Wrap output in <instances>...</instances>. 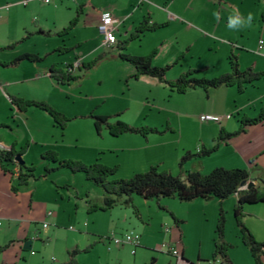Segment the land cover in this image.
Masks as SVG:
<instances>
[{"label": "rangeland", "instance_id": "374dc122", "mask_svg": "<svg viewBox=\"0 0 264 264\" xmlns=\"http://www.w3.org/2000/svg\"><path fill=\"white\" fill-rule=\"evenodd\" d=\"M5 3L11 4L13 0H0V5ZM165 3L179 19L146 34L141 41L131 42L127 50L121 51L122 55L148 52L155 47L158 51L152 65L163 67L182 54L165 72L167 80L176 79L188 69L196 70L194 76L198 78L209 79L228 71L226 58L233 47L241 70L254 65L257 71H264V51L257 50V41L264 40V21L258 13L264 0H166ZM42 6L40 3L17 6L7 20H1L0 13V55L9 54L2 48L7 41L15 43L12 48L16 51H42L43 47L53 45L48 40L57 41L55 35L45 38L29 34L26 27L29 22L41 23L50 15ZM200 9L204 10L198 20L194 12ZM89 33L78 27L67 40L69 43L75 37H91L80 49L82 59L95 47L94 36ZM63 54L73 56V50ZM98 55L89 69H75L73 74L77 78L68 84L50 87L47 80L41 79L23 86L16 83L12 88H24L29 99L45 101L66 115L69 120L63 130L54 126L46 112L34 107L20 112L0 95V150H8L14 144L24 165L33 168V177L26 185L17 184L16 165H4L5 173L0 169V264H65L73 250H77L74 260L78 264H149L152 258L155 264H175L176 256L167 254L161 248L163 243L173 247L177 258L182 251L183 257L193 264H220L213 259L214 231L220 214L224 218L223 240L229 245L228 259H247L254 264L235 223L234 196L181 202L172 197L157 200L136 194L109 195L82 172L73 173L42 158L47 151H54L60 159L115 167V174L108 180L127 179L148 171L151 166L182 180L188 171L208 174L216 167L241 168L257 181L258 189L264 190L260 182L264 179V121L247 127L226 143H219L215 153L190 159L179 167L184 153L196 152L201 139L211 136L214 140L218 135V123H214L217 129H209L203 125L208 123L202 124L199 119L206 93L201 89L184 94L170 92L150 78H132L133 67L119 58L117 51L112 53L104 48ZM21 64L28 65L25 61ZM16 73L9 71V79L14 80ZM221 90L229 106L227 114L232 116L225 123L228 133L237 130L243 115H258L264 102V78L245 85L241 93L236 87ZM97 117H105L109 123L120 121L141 129L144 134L128 132L113 137L104 125H100L97 133L94 127ZM150 159L155 161L151 166ZM12 185L16 191L11 189ZM105 198L113 200L111 208L88 212L90 206L103 207ZM254 208L264 209V205H244L242 221L244 225L251 221L249 225L264 239L260 229L264 228V220L256 218H263L264 211L253 215L247 212ZM48 212L56 215L57 224L44 228ZM171 214L181 221L179 226H175ZM166 227L170 228L169 233L164 232ZM33 233L38 236L35 241L31 238ZM130 233L139 235V248L117 245L111 240Z\"/></svg>", "mask_w": 264, "mask_h": 264}, {"label": "trees", "instance_id": "16d2710c", "mask_svg": "<svg viewBox=\"0 0 264 264\" xmlns=\"http://www.w3.org/2000/svg\"><path fill=\"white\" fill-rule=\"evenodd\" d=\"M264 18V14H263ZM78 23V17L72 19L69 24L61 30V34L65 35L72 30ZM163 24L149 22L148 18L143 19L133 30L131 36L123 43L120 49H124V45L134 39H139L144 33L155 31L163 27ZM119 57L128 62L134 69L132 78L138 79L140 77H148L156 80L160 84L166 86L170 92L177 94H184L187 91L202 89L207 91L209 89H216L218 87H236L238 92H242L245 85L255 83L264 78V71H256L253 67H247L240 70L237 55L230 52L227 60L230 71L226 74L214 77L211 79L198 78L194 76L195 70L188 69L180 74L174 80H167L165 72L171 67H156L151 63L152 54L145 57H137L130 55H119ZM20 60L29 62H38L40 59L36 55L23 54L20 58L14 60L12 64ZM96 60L88 63H81V67L89 69L95 64ZM9 65V64H8ZM72 66L65 68L51 67L49 70L50 78L58 85L68 84L70 81L75 80L77 77L72 75L68 69ZM1 90V89H0ZM2 91V90H1ZM8 100L20 112H25L29 108L34 107L46 112L52 119L55 127L63 130L68 122V118L63 113L59 112L56 108L46 103L45 101H37L25 97H11ZM264 121V102L260 108L257 116L249 117L243 115L242 119L238 122V128L233 133H228L220 128L217 137L213 140V145L209 148L202 146L198 151L186 152L180 160L179 167L190 159H200L215 153L219 148V143H226L232 136L244 133L247 127L261 124ZM100 125H104L109 134L117 137L123 133H141V129L133 128L120 121L115 123L107 122L105 117L95 118L94 127L97 133L100 131ZM153 132L154 130H149ZM21 153L15 150L14 144L8 150H0V169L3 173L6 172L4 165H16V179L18 185H26L29 178L33 177L32 167H27L18 164L15 161L16 157H20ZM42 158L55 162L58 167L69 169L73 173L82 172L87 180L92 181L95 185L100 186L109 195H129L136 194L144 199H160L165 197L176 198L181 202H189L195 199H219L223 200L232 195H236V204L233 207V214L236 226L241 234L242 244L249 250L254 264H263L262 257L264 256V243L258 242L251 232L244 225L242 218V207L244 205L263 204L264 205V190L258 189V186H251L245 190H239L241 183L251 181L250 173L246 169L232 168L226 169L216 167L208 174H202L198 171H188L185 174V179L182 180L179 176H173L166 171L158 172L155 167H151L148 171L136 174L127 179H113L108 180V177L115 174V167H109L105 164L95 162L93 164H83L78 161H71L67 159H60L56 152L47 151ZM253 159L249 161L251 163ZM49 169H47V172ZM264 184V179H260ZM11 189L16 191L12 185ZM104 206L101 208L90 206L88 212L97 209L106 210L111 208L113 200L105 198L103 200ZM171 217L175 226H179L181 221L176 219L172 214ZM215 238L213 241L214 253L213 259L218 260L220 264H231L227 257L229 245L224 242V218L220 214L215 227ZM5 245L4 247H6ZM77 250L69 253V259L65 264H78L74 260V254ZM180 260H184L180 255ZM185 261V260H184ZM149 264H155V259L152 258Z\"/></svg>", "mask_w": 264, "mask_h": 264}, {"label": "crops", "instance_id": "0c3cea01", "mask_svg": "<svg viewBox=\"0 0 264 264\" xmlns=\"http://www.w3.org/2000/svg\"><path fill=\"white\" fill-rule=\"evenodd\" d=\"M8 1V0H6ZM23 1H26L27 3L24 5ZM166 0H54L52 3L49 4H44L43 2L38 0H13V3H5L4 5H0V7H3L1 10V16L3 14V19H8L10 12L15 9L17 6H22V7H27L29 4L35 5L36 3H40L44 6L46 11L50 13L49 17L46 16L44 22H39L35 23L33 21L29 22L26 27L29 28V34L30 35H38L40 37L45 36V38H49L52 35H55L57 37L56 40H48L50 42H53V45L49 44L46 47H43L42 51L38 50H21V51H16L15 48H12V46L15 43H10L7 41L4 47L6 48L9 54L7 55H0V82L3 85V90H0V95L2 98L5 100L11 97H25L28 98V95H26V91H23L24 88H20V90L12 89L14 85L20 84L23 86L25 83H35L36 81H40L41 79H45L48 82V85L50 87H53L56 83L50 78L49 76V70L51 67L55 66L56 68H65L66 66H73L76 63H88L86 59H92L97 60V57L99 56L100 52L104 50L105 47L102 46L101 43V35L99 34L98 31V23H99V14L103 10H109L113 16L114 23H115V36L117 39V43L113 48H108L112 53H115L117 51L118 57L121 53V51L127 50L128 46L131 44V42L135 41H141V39L148 33H154L159 29L167 27L170 23L177 21L179 17L172 12L169 11L170 7L166 6L165 4ZM213 1V0H212ZM144 3V7L140 6ZM42 6V7H43ZM166 6V7H164ZM142 7V8H141ZM220 9V6L218 7ZM204 9H200L197 12H194L196 19H202L201 18V12ZM206 12V11H205ZM209 14L212 13V10L207 11ZM258 13L260 14V19L261 21H264L263 14H264V7L261 8ZM75 17H78V23L75 25V27L72 28L74 30L75 28L77 29L78 27H82L83 29L89 30L91 33H89L90 36H94V40L92 42L95 43V47L91 51H87L84 59L80 57V49L81 47L89 42L91 40V37H80V38H74L73 41L67 43V40L69 38V34L71 31H69L67 34L63 35L61 34V30L65 28L69 22L74 19ZM160 17L162 19H160ZM145 18H148L149 22H154L157 24H163L164 26L161 28L156 29L155 31L152 32H146L144 33L139 39H134L128 42L126 45H124V49H120V47L123 45L125 41L128 40V38L131 36L133 30L136 28V26ZM81 29V28H80ZM66 37V38H65ZM70 50H73V56L70 54H63L66 53ZM186 50H188L186 48ZM158 49L157 48H152L150 51L143 53H128L127 55L130 56H137V57H145L150 54H152L151 57V63L155 55L157 54ZM230 52H234V48L230 47L229 53L227 55V58L230 54ZM1 54V53H0ZM23 54H31V55H36L39 57L38 62H29L26 60H20L15 64L11 63L20 58ZM69 55V56H67ZM238 63H239V57L238 54ZM96 56V57H95ZM182 54L176 58L174 61L175 64L179 61V59L182 58ZM120 58V57H119ZM226 58V60H227ZM22 61H25L28 63L26 64H21ZM9 64V65H8ZM166 65V66H172ZM228 64V60H227ZM32 65V66H30ZM163 66V67H166ZM29 67V68H28ZM157 67V66H156ZM248 67H253L254 70L256 68L254 65H250ZM240 68V64H239ZM21 69V70H19ZM77 68H69L68 71L73 74V71ZM134 70V69H133ZM194 70V69H192ZM241 70V69H240ZM9 71H17L15 74L14 80L9 79ZM19 71H22L18 73ZM196 71V70H195ZM230 71V67L228 64V71H225L221 73L220 75L226 74ZM257 71V70H256ZM261 71V70H260ZM31 72V75H28ZM133 73L131 74V77ZM218 75V76H220ZM18 76V78H16ZM76 76V75H75ZM216 76V77H218ZM16 78V79H15ZM148 78V77H146ZM214 78V77H213ZM151 79V78H150ZM211 79V78H209ZM155 83H159L156 80L152 79ZM160 84V83H159ZM56 86H59L56 84ZM222 87H218L216 89H209L207 90L206 93V98L204 99V102L202 103V108L200 107V115L204 114H214V115H226L229 109V106L227 104V101L224 98V95L222 94ZM234 87V86H231ZM225 88H230V87H225ZM10 89V91H9ZM196 90V89H195ZM195 90H190V91H195ZM202 90V89H201ZM241 93V92H239ZM261 103V102H260ZM251 117V116H249ZM231 119V118H230ZM229 119H223L218 125L214 124L215 122H206L208 124H202L206 125L207 128L209 129H217V126L220 130V128L224 129L226 127L225 123ZM217 125V126H216ZM225 130V129H224ZM226 131V130H225ZM219 132V131H218ZM227 132V131H226ZM210 138H213L210 136ZM201 139V145H198V148L196 151H198L202 146L208 148L213 145V140L211 139ZM209 140V141H208ZM230 140V139H229ZM210 145V146H209ZM147 146V145H146ZM144 146V147H146ZM200 146V147H199ZM189 152V151H188ZM205 158V157H204ZM255 159V158H254ZM146 160V158L144 159ZM143 160V161H144ZM250 161V160H249ZM107 161H104L106 163ZM155 161L150 159L148 161L149 166H151ZM146 164V163H145ZM145 166V165H143ZM155 166V165H154ZM152 167V166H151ZM183 167V166H182ZM130 176V175H129ZM128 176V177H129ZM250 182L253 183V187L258 186L257 181L255 179H252ZM236 198V195H232ZM257 207V206H256ZM257 211H264L262 208H254L248 209L247 212L249 214H254V212L257 213ZM263 216V215H262ZM258 221L264 220L263 218H260L256 216ZM251 221H246L245 225L248 227V230L251 232V234L258 240L259 242L264 243V239H260L259 236L257 235L256 231L253 229L252 225H249ZM264 222V221H263ZM47 227L49 228V225L51 224H57V217L56 215L52 214L51 216L48 217L47 219ZM252 224L255 226L254 222ZM260 229L264 232V228L260 226ZM31 235V234H30ZM35 234L33 233V236L31 238L33 239ZM35 241V240H33ZM238 245V243H237ZM141 245L135 247L139 248ZM134 248V249H135ZM135 254V250H133ZM167 253V252H166ZM169 254V253H167ZM171 254V253H170ZM180 255L183 256V252L181 251ZM245 255V254H244ZM251 256V255H250ZM184 258V257H183ZM252 258V257H251ZM264 256L262 257V262H263ZM185 260V261H184ZM184 260H180L177 257H175V264H193L189 261H187L185 258ZM180 261V262H179ZM231 264H249L248 260H235L230 258ZM264 264V263H263Z\"/></svg>", "mask_w": 264, "mask_h": 264}, {"label": "built area", "instance_id": "2783aa9c", "mask_svg": "<svg viewBox=\"0 0 264 264\" xmlns=\"http://www.w3.org/2000/svg\"><path fill=\"white\" fill-rule=\"evenodd\" d=\"M41 2H43L44 4H49L52 3L54 0H40ZM76 1V0H73ZM27 2L23 1V4L25 5ZM3 7H0V12L2 10ZM115 23H114V19L113 16L111 14V12L109 10H103L100 12L99 14V23H98V31L99 34L101 35V43L102 46L105 48H113L116 43H117V39L115 36ZM257 50L258 51H264V40L259 39L257 41ZM80 66V63H76L74 64L72 67L73 68H78ZM0 89L3 90V85L0 82ZM231 118V114H226V115H214V114H204L201 115L199 117L200 121L202 122H215V123H220L223 119H230ZM51 212L47 213V216H51ZM47 223L44 222L43 227L46 228L47 227ZM164 232L169 233L170 232V228L166 227L164 229ZM37 235L34 236V238L32 240H36L37 239ZM111 240L117 244V245H124V244H128L131 245L133 248L139 246L140 244V237L137 234L134 233H130V234H126L125 236H123L122 238L118 239V238H111ZM161 248L165 249L166 252L174 254L177 257L176 252H174L173 247H171V245L169 243H163L161 245ZM163 249V250H164ZM132 253H134V251H132Z\"/></svg>", "mask_w": 264, "mask_h": 264}, {"label": "water", "instance_id": "95a60500", "mask_svg": "<svg viewBox=\"0 0 264 264\" xmlns=\"http://www.w3.org/2000/svg\"><path fill=\"white\" fill-rule=\"evenodd\" d=\"M15 161L18 162V164H22V162H23L20 157H16ZM251 186H253L252 182L241 183V185H240V187H246V189L250 188Z\"/></svg>", "mask_w": 264, "mask_h": 264}, {"label": "clouds", "instance_id": "9594fccd", "mask_svg": "<svg viewBox=\"0 0 264 264\" xmlns=\"http://www.w3.org/2000/svg\"><path fill=\"white\" fill-rule=\"evenodd\" d=\"M81 65V64H80ZM77 69H79V67L77 68ZM200 117V116H199ZM232 117V116H231ZM202 122V121H201ZM219 124V123H218ZM249 183H250V181H248ZM247 183V182H246ZM246 189V187H240L239 188V190H245ZM178 258H180V255H179V257Z\"/></svg>", "mask_w": 264, "mask_h": 264}]
</instances>
